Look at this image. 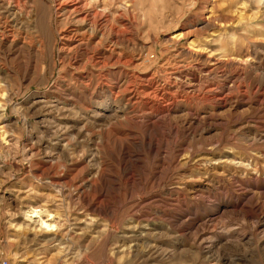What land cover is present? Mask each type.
Here are the masks:
<instances>
[{
    "label": "rangeland",
    "instance_id": "rangeland-1",
    "mask_svg": "<svg viewBox=\"0 0 264 264\" xmlns=\"http://www.w3.org/2000/svg\"><path fill=\"white\" fill-rule=\"evenodd\" d=\"M18 3L0 14V260L264 264V0H110L123 67L63 53L57 0Z\"/></svg>",
    "mask_w": 264,
    "mask_h": 264
},
{
    "label": "bare ground",
    "instance_id": "bare-ground-1",
    "mask_svg": "<svg viewBox=\"0 0 264 264\" xmlns=\"http://www.w3.org/2000/svg\"><path fill=\"white\" fill-rule=\"evenodd\" d=\"M18 1L19 0H0V14L2 12L5 13L6 15V17H4L5 21H3L4 26L5 25L8 26L9 24L15 23L16 14L21 8V6H19L20 4L18 3ZM109 1L110 0L104 1V5L106 6L105 8L103 7L98 9V4H99L98 0H92V2L90 1L89 3L88 0H57V3H55V15L60 16L62 14L63 15L66 14L68 20L69 19L72 20V23L70 24L71 26L66 25L65 28H63L58 32L59 35L58 37L60 38L61 43L63 42L64 46L67 47L62 49L64 54L65 53L73 54L79 51H83L87 53L88 51H91L92 53L91 55H94L96 53V55L99 56L98 54L102 53V57L100 58L101 61H103V63L101 61L100 62L95 61L96 66L99 65L100 63H102L101 65L106 66V63L112 60V57H114L113 59L116 66H121V67L124 66V62H123L124 52L122 49V46L124 44V17L121 16V14L116 16L114 20L118 22L119 24L118 26L114 25L109 20L108 16L105 14L108 7H110L112 3V2L109 3ZM24 10L25 8L23 7V11ZM25 14H27L26 11ZM103 40H106L105 44H102ZM94 41H96L95 44H93ZM188 85L190 86L191 84ZM209 94L212 95V92H210ZM222 94L223 93L221 92V95ZM213 95L212 98L215 99V96H217V94H213ZM218 102H220V104L222 105L225 104L226 101H224V99L222 98H219ZM38 217H39L38 212L28 213L25 215V220L35 224H40L42 227H46L48 229L50 228V226L53 227L54 225H56L53 224L54 222L52 220V217L49 215L46 216V219L44 221H36Z\"/></svg>",
    "mask_w": 264,
    "mask_h": 264
},
{
    "label": "built area",
    "instance_id": "built-area-1",
    "mask_svg": "<svg viewBox=\"0 0 264 264\" xmlns=\"http://www.w3.org/2000/svg\"><path fill=\"white\" fill-rule=\"evenodd\" d=\"M0 264H10L8 260H0Z\"/></svg>",
    "mask_w": 264,
    "mask_h": 264
}]
</instances>
